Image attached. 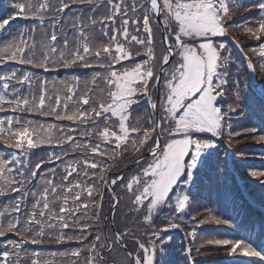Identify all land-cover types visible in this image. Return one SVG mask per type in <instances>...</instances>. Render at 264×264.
<instances>
[{
	"label": "snow or ice",
	"instance_id": "1",
	"mask_svg": "<svg viewBox=\"0 0 264 264\" xmlns=\"http://www.w3.org/2000/svg\"><path fill=\"white\" fill-rule=\"evenodd\" d=\"M73 2L16 0L12 13L0 18V31L6 30L16 17L39 22L0 41V65L14 62L44 71L98 68L83 89L78 78L75 83L52 81L49 89L47 80L24 68L0 75V113L11 112L0 117V144L11 150L0 155V196L17 194L14 203L5 206L6 225L4 213L0 212V237L6 232L23 237L20 241L8 240L0 248V264H14L13 256L20 264L19 251L26 243L87 241L91 230L89 204L93 209L102 208L97 178L104 181L105 188L110 183L130 193L137 211L141 215L147 211L146 220L165 207L180 214L190 199L187 189L211 156V150L217 147L225 118L235 111L231 106L225 111L221 103L227 95L226 64L230 55L223 54L226 44L217 45L213 38L225 36L232 13L245 7L242 0L236 7L228 0H131L130 4L126 0H104L105 12L99 19L94 12L89 17L73 15L66 20ZM252 7L260 12L257 23L243 30L246 38L259 42L250 51L258 57L264 71V0ZM154 21L157 27L163 25L160 58L155 52ZM39 29L45 31L37 40L35 33ZM247 67L254 70L251 61ZM145 99L151 111L146 110L147 118H138L133 124L134 106ZM236 102L240 103L239 94ZM20 114H38L54 120L46 123ZM64 121L71 123H60ZM76 134L81 139H76ZM259 139L264 140V135ZM42 145L59 151L48 153L46 159L34 165L25 164L32 150ZM121 150L133 151L131 159L137 166L126 184L123 176L109 180L103 171L127 163L108 164L102 159L108 156L115 160ZM145 150L150 159L144 158ZM77 151L81 156L69 158L70 152ZM57 162L63 165L59 179ZM49 163L54 165L49 169L50 177H42L43 184L37 186V176ZM251 175L264 176V171H252ZM98 196L100 205L96 203ZM113 201L115 212L119 197L113 195ZM214 222L229 221L216 218ZM169 227L179 225L170 222ZM259 227L264 236V222ZM125 234L115 233L114 241L120 243ZM101 239L100 235L91 239L85 264H96L97 250L113 246L102 245ZM206 242L225 246L230 255L238 251L244 256L264 255L241 240ZM136 243L144 256L143 260L138 256L135 264H152L150 246L139 240ZM71 255L79 257L81 250H73ZM33 257L31 264H40L41 257L35 253Z\"/></svg>",
	"mask_w": 264,
	"mask_h": 264
},
{
	"label": "trees",
	"instance_id": "2",
	"mask_svg": "<svg viewBox=\"0 0 264 264\" xmlns=\"http://www.w3.org/2000/svg\"><path fill=\"white\" fill-rule=\"evenodd\" d=\"M16 0H0V18L7 17L12 13V4ZM43 2V0H39ZM53 3L56 0H52ZM131 3V0H126ZM231 6H238V0H228ZM259 0H242L245 7H240L239 11H234L229 18L230 25L223 37L213 38L218 45L223 42L227 48L224 51L225 56L230 55V59L226 64L228 71V84L225 86L227 95L222 99L224 110L228 111L229 106L235 111L230 112L225 118L222 136L216 140L217 147L211 150V156L201 165L196 177L190 188L189 202L186 208L180 213L175 214L174 209L165 207L161 211L153 212L148 220L145 219L147 211L141 215L132 203L134 197L120 186H113L110 189L105 188L104 181L96 179L98 191L103 196L102 208L89 204L88 223L90 225L89 239L83 244L77 240L65 241L63 243L45 242L43 244L26 243L23 250L19 251L20 264H31L33 253L41 257L40 264H85V260L90 256L88 245L91 239L96 235L101 236L100 243L113 246L109 249L102 247L97 250L96 264H135L129 252L135 254L143 260V250L136 243L139 240L149 245V255L152 256V264H243L244 259H251L257 263L264 264V255L244 256L239 251L230 255L225 250V246L209 244L207 240L229 239L241 240L250 243L256 250L264 253V240L262 241L260 232H256L257 226L264 222V216L257 212V215L250 221L247 215H241L242 210L246 211L247 202L242 193V186L245 191L256 201L264 205V176H252V171H264V140H260L259 136L264 135V71L259 67L260 61L256 55H253L250 48L258 47V43H252L256 40L246 38L247 34L243 30L244 27L257 23L260 15L259 9L252 7ZM104 0H74L71 11L65 17L66 20L71 19L73 15L89 17L95 12L97 19L105 12L102 6ZM98 9V10H97ZM241 14L242 17H238ZM163 20V17L160 18ZM33 23H39L33 19H25L16 17L14 21L7 26L6 30L0 32V41H6L11 35H16L21 29L30 28ZM45 24H48V17H45ZM163 26V25H162ZM99 29V24L97 25ZM155 35V52L157 58H160L163 52L161 45V25L156 26L153 22ZM44 29H39L35 35L40 40L43 37ZM103 39V38H101ZM199 39V38H197ZM264 40V37H262ZM239 45V47L237 46ZM137 60L140 57H136ZM251 61L254 70L247 67ZM175 57H173V63ZM10 66L0 65V75L7 74L13 69H28L38 74L41 80L49 82L51 89L52 81L69 80L75 83L79 80V87L84 88L85 82L90 80L91 75L98 68L76 67L73 69L57 68L55 70L44 71L43 69H31L29 65H16L10 62ZM128 63V62H125ZM89 87L92 85L89 83ZM240 96V103L236 102L237 95ZM157 96L154 95L153 99ZM135 111L132 113V123L138 122V118L142 121L147 118L146 110L151 111L145 100H141L138 106H134ZM11 114L10 110L0 117ZM28 118L41 122H53V117H43L38 114H20ZM159 115V113L157 114ZM70 124L71 122H60ZM255 131H248L249 129ZM76 139H81L76 134ZM83 139H88L87 137ZM164 143V140H161ZM109 147H114L110 145ZM59 151L50 145H42L32 150L31 155L25 164L34 165L40 159H46L48 153ZM10 149L0 144V155H6ZM145 159H150L145 156ZM227 153V154H226ZM79 151L69 153V158L79 157ZM133 151L123 152L115 157V160L105 156L102 159L108 164H115L117 161H127L120 163L119 167L113 168L111 171L104 169V174L108 179H113L116 175L123 176L126 184L128 178L137 171L136 164L128 171L124 172L132 163ZM91 158V154H90ZM54 167L53 164H45L37 176L35 184L37 186L43 184L42 177L49 176V169ZM59 179V169L63 167L57 162ZM91 171V169L89 170ZM99 173H97V177ZM88 179H91L89 177ZM2 183V181H0ZM119 197L118 207L113 213L112 222L117 232L126 233L123 236L124 247L120 243L114 241L115 232L111 226V212L113 195ZM16 193H9L6 196H0V212L4 213L3 223L7 224L8 213L5 206L14 203ZM29 199V207L31 206ZM97 205L101 204L99 196L96 201ZM189 210L191 214L188 216ZM58 211V208H57ZM216 218L229 221L226 224H216ZM185 219V222L183 220ZM189 220V223H186ZM173 222L179 225L177 228L169 227V223ZM151 225V226H150ZM253 225V229L251 228ZM188 227V228H187ZM163 229H167L164 231ZM255 229V230H254ZM250 230H252L250 232ZM69 231V230H65ZM79 231V229H77ZM155 233L156 235H153ZM189 233H192L190 235ZM71 234V232H69ZM23 237L13 232H6L4 237H0V248H3L8 240L20 241ZM181 241V248L187 249L190 253L189 260L181 254L178 242ZM258 242V243H257ZM9 248L11 246L9 245ZM80 249L81 255L74 257L71 255L73 250ZM218 253L228 254L229 260L217 261L215 256ZM209 254L211 258H205ZM16 264L17 257H12Z\"/></svg>",
	"mask_w": 264,
	"mask_h": 264
},
{
	"label": "rangeland",
	"instance_id": "3",
	"mask_svg": "<svg viewBox=\"0 0 264 264\" xmlns=\"http://www.w3.org/2000/svg\"><path fill=\"white\" fill-rule=\"evenodd\" d=\"M189 211V210H188ZM258 243V242H257ZM217 256H225V254L218 253ZM264 261V260H263Z\"/></svg>",
	"mask_w": 264,
	"mask_h": 264
}]
</instances>
